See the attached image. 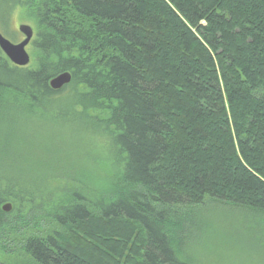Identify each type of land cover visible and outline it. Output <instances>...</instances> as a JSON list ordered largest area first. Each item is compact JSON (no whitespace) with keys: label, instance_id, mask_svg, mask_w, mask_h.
I'll list each match as a JSON object with an SVG mask.
<instances>
[{"label":"trees","instance_id":"trees-1","mask_svg":"<svg viewBox=\"0 0 264 264\" xmlns=\"http://www.w3.org/2000/svg\"><path fill=\"white\" fill-rule=\"evenodd\" d=\"M18 18L35 67L0 51L1 134L16 115L66 168L1 185L0 241L22 264H205L186 245L206 207L264 231V0H0L1 31Z\"/></svg>","mask_w":264,"mask_h":264},{"label":"rangeland","instance_id":"rangeland-1","mask_svg":"<svg viewBox=\"0 0 264 264\" xmlns=\"http://www.w3.org/2000/svg\"><path fill=\"white\" fill-rule=\"evenodd\" d=\"M22 24L31 26L36 35L35 24L24 18L15 19L8 29H3L1 33L13 43H19L24 39L18 31V27ZM31 49L29 45L27 51L32 59L29 68L35 67ZM13 117L15 121L12 124V132L1 134L0 103V199L1 185L9 187L12 184H21L33 185V189L40 188L43 187L42 184L45 183L46 178L58 176L63 169H66L59 152L38 144L40 134H16V115ZM82 144L88 145L86 150L88 155L101 154L105 149L102 139L97 134H87ZM89 168L93 169V165L89 164ZM83 171L88 175L87 171ZM83 180L81 174H78L72 181L71 179L61 180L58 186L54 183L57 186L56 192L66 193L70 191L74 181L78 183ZM94 187L89 188L90 192H94ZM198 221L201 222L202 230L191 229L187 239L186 246L190 250L189 253L193 255L191 259L194 258L197 262L204 261L205 264H264V231L259 218L232 213L214 206L204 208L197 216ZM31 230L36 232L39 229ZM48 230L51 231L50 228ZM219 239L224 241V246ZM5 240L0 241V264H22L23 255L18 249L19 239L11 236L10 241L5 242Z\"/></svg>","mask_w":264,"mask_h":264},{"label":"water","instance_id":"water-1","mask_svg":"<svg viewBox=\"0 0 264 264\" xmlns=\"http://www.w3.org/2000/svg\"><path fill=\"white\" fill-rule=\"evenodd\" d=\"M18 31L24 36V39L19 43H13L0 32V49L14 66L27 68L31 65L32 60L29 52L27 51V47L31 44L35 36V32L31 26L25 24L20 25L18 27ZM71 82V73L64 72L55 76L50 81L49 86L53 91H60L69 86ZM12 208L11 204H5L2 206V211L4 213H10Z\"/></svg>","mask_w":264,"mask_h":264},{"label":"flooded vegetation","instance_id":"flooded-vegetation-1","mask_svg":"<svg viewBox=\"0 0 264 264\" xmlns=\"http://www.w3.org/2000/svg\"><path fill=\"white\" fill-rule=\"evenodd\" d=\"M0 32H1V28H0ZM0 51H1V49H0Z\"/></svg>","mask_w":264,"mask_h":264}]
</instances>
